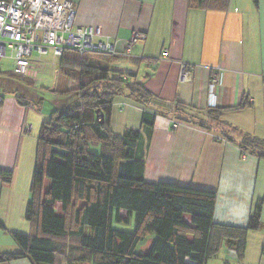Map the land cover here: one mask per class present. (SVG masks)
Masks as SVG:
<instances>
[{
	"label": "crops",
	"instance_id": "obj_1",
	"mask_svg": "<svg viewBox=\"0 0 264 264\" xmlns=\"http://www.w3.org/2000/svg\"><path fill=\"white\" fill-rule=\"evenodd\" d=\"M69 1L76 8L73 26L91 27L120 52L110 56L115 59L111 66L98 67L109 76L132 74L157 100L146 106L117 95L109 120V130L117 136L130 127L141 128L136 156L144 161L145 181L215 191L213 222L224 226L245 227L260 202L263 226L248 230L243 256L238 258L221 239L212 258L222 253L221 264H264V158L243 153L238 132L232 134L236 141L229 142L218 138L220 130L180 121L166 108L177 102L196 111L222 108V121L264 141V0ZM133 31L145 37L125 54ZM181 63L194 66L188 81L179 79ZM212 73H218V84L210 89ZM22 77L23 84L16 87L10 79L0 80V170L11 174L8 185L0 179V255L22 252L14 233L35 232L25 211L32 197L38 136L49 120L38 101L19 93L30 87V76ZM20 95L25 105L18 102ZM243 102L247 105L237 108ZM119 103L124 109L117 111ZM145 111L155 114L151 127L141 125ZM0 264L34 263L22 257Z\"/></svg>",
	"mask_w": 264,
	"mask_h": 264
},
{
	"label": "trees",
	"instance_id": "obj_2",
	"mask_svg": "<svg viewBox=\"0 0 264 264\" xmlns=\"http://www.w3.org/2000/svg\"><path fill=\"white\" fill-rule=\"evenodd\" d=\"M71 51L85 55L65 49L60 68L72 64L67 58ZM81 63L83 77L90 78L92 72L101 79L90 92L82 91L74 110L55 107L42 124L32 197L25 211L35 232L14 233L22 252L1 254L0 262L28 257L34 264H206L218 253L221 239L241 258L248 230L263 226L260 202L245 227L224 226L213 222L215 191L145 181L144 161L136 156L141 128L130 127L117 136L109 130V120L117 95L146 106L156 98L132 74L109 76L103 68ZM17 97L19 103H27ZM166 108L180 121L220 130L218 138L226 141L235 142L232 134L238 132L242 152L264 158V141L222 121V108L196 111L180 102ZM98 114H103L102 123ZM154 118V113L143 112L141 125L151 127ZM89 143L101 151L90 152ZM0 179L8 185L11 174L0 170ZM113 221L133 222V230L115 229ZM261 252L264 255V242Z\"/></svg>",
	"mask_w": 264,
	"mask_h": 264
},
{
	"label": "built area",
	"instance_id": "obj_3",
	"mask_svg": "<svg viewBox=\"0 0 264 264\" xmlns=\"http://www.w3.org/2000/svg\"><path fill=\"white\" fill-rule=\"evenodd\" d=\"M75 14L76 8L69 0H0V57H4L8 50L13 60L12 72L32 77L35 75V61L31 58L34 52L41 56L50 50L57 58L65 49H72L80 55L91 52L120 54L108 38H100L91 27H74ZM144 37L143 32L133 31L125 43L124 53L130 52L132 46ZM166 55L164 51L162 56ZM193 68L192 64L181 63L179 79L188 81ZM217 84L218 73H212L210 89ZM27 129L30 130L31 126L28 125Z\"/></svg>",
	"mask_w": 264,
	"mask_h": 264
},
{
	"label": "rangeland",
	"instance_id": "obj_4",
	"mask_svg": "<svg viewBox=\"0 0 264 264\" xmlns=\"http://www.w3.org/2000/svg\"><path fill=\"white\" fill-rule=\"evenodd\" d=\"M9 51L7 50L6 56L0 58V71L3 73L0 75V80L3 78L10 79L12 85L23 84V77L12 74L13 62L9 59ZM36 62L34 67V76L28 77L29 88L28 90L21 89L24 97L29 101H39V107L44 113H50L55 107L59 111H65L67 109L74 110L76 106L81 103L80 96L82 91H89L95 88V83L101 79V75L97 76L90 72L88 79L83 77V72H80V67L83 62L86 65H97L100 67H109L113 64V60L109 55H98L96 53H87L84 56H79L72 51L67 54L68 60H72V64H67L65 69L60 68V58H54L51 51L44 55H38L36 52L32 54V57ZM27 83V82H26ZM25 83V87H26ZM83 86L82 88H79ZM124 98L123 95H118ZM116 98V97H114ZM113 98V101H114ZM124 109V105L121 103L116 105V110L120 111ZM88 149L92 153H99L101 147L92 143L88 144ZM112 227L124 231L133 230V222L130 223H117L112 222ZM220 253L216 258H211L207 264H221ZM76 264H90L86 262H78Z\"/></svg>",
	"mask_w": 264,
	"mask_h": 264
},
{
	"label": "water",
	"instance_id": "obj_5",
	"mask_svg": "<svg viewBox=\"0 0 264 264\" xmlns=\"http://www.w3.org/2000/svg\"><path fill=\"white\" fill-rule=\"evenodd\" d=\"M100 119H99V122L102 123L103 122V114H98V116Z\"/></svg>",
	"mask_w": 264,
	"mask_h": 264
}]
</instances>
